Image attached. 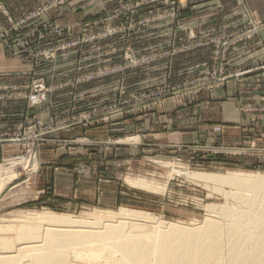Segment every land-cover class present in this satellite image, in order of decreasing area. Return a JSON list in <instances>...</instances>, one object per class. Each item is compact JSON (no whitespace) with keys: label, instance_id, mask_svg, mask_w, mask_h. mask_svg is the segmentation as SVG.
I'll return each mask as SVG.
<instances>
[{"label":"rangeland","instance_id":"rangeland-1","mask_svg":"<svg viewBox=\"0 0 264 264\" xmlns=\"http://www.w3.org/2000/svg\"><path fill=\"white\" fill-rule=\"evenodd\" d=\"M107 1V5L93 2L86 15L92 19L85 21L68 17L84 12L83 0H24L26 9L18 15L10 14L0 0V37L9 36L4 61L0 59V65L5 64L0 66V166L10 169L13 159L25 156L36 163L34 170L23 164L11 168L17 179L0 194V238L14 240V245L19 244L16 231L23 226L18 220L29 213L88 217L128 209L164 221L197 224L207 218L206 206L234 203L211 186L179 176L177 170L264 174V134L259 133L251 136L246 147L232 151L221 145L168 147L166 143L153 144L149 151L138 150L141 142L130 120L175 99L138 98L179 85L160 80L140 83L136 73L146 79L149 74H162V69L148 66L178 50L134 51L130 46L134 38L127 36L153 24L163 25L169 4ZM12 4L18 10V4ZM135 4L139 6L133 10L130 6ZM40 12L42 16L31 17ZM144 13L152 17L143 18ZM248 23L255 24L243 22L225 36L243 31ZM36 82L47 90L44 101L38 102L42 94L34 91ZM247 106L259 108L244 114L264 117V102L242 107ZM220 149L224 153H215ZM136 180L160 191L127 183Z\"/></svg>","mask_w":264,"mask_h":264},{"label":"bare ground","instance_id":"bare-ground-1","mask_svg":"<svg viewBox=\"0 0 264 264\" xmlns=\"http://www.w3.org/2000/svg\"><path fill=\"white\" fill-rule=\"evenodd\" d=\"M20 164L36 167L25 156L13 159L10 169ZM10 169L0 166V194L17 179ZM176 173L225 193L234 205H208L207 218L188 225L128 209L88 217L29 213L18 220V245L0 238V264H264V174Z\"/></svg>","mask_w":264,"mask_h":264},{"label":"crops","instance_id":"crops-1","mask_svg":"<svg viewBox=\"0 0 264 264\" xmlns=\"http://www.w3.org/2000/svg\"><path fill=\"white\" fill-rule=\"evenodd\" d=\"M33 1L39 3L41 0ZM95 1L108 4L107 0H83L81 3L84 12L68 17L91 20L86 15L87 11H92V3ZM2 2L12 15H18L26 9L24 0ZM12 3L18 4V10L11 7ZM146 11L148 10L143 12ZM172 13L176 15H169ZM141 15L143 18L152 17V13ZM163 19L164 26L161 23L153 24L139 34L133 32L127 36L134 38L130 43L134 51L142 50L150 54L155 49L178 50L159 59L161 62L148 66L155 67L156 70L162 69V74H149L150 78L146 79L143 76L137 77L136 73V79L140 83L160 80L161 83L180 85L195 79L208 71L214 51V45L208 43L203 47L193 48L195 42L206 43L220 35H226L246 21L262 26L251 40L229 50L226 70L234 74L233 77L218 83L210 92H201L181 102L169 99L161 107L133 117L130 120L131 127L141 142L138 150L149 151L157 143H166L168 147L210 144L237 149L246 147L255 133L263 135L264 117L242 114L241 107L264 102V0H178L165 7ZM8 37L6 34L0 37L3 40L0 41L2 61ZM47 37L46 35L45 38ZM184 46H189V50L184 51ZM215 127L220 128L219 133L213 131Z\"/></svg>","mask_w":264,"mask_h":264},{"label":"built area","instance_id":"built-area-1","mask_svg":"<svg viewBox=\"0 0 264 264\" xmlns=\"http://www.w3.org/2000/svg\"><path fill=\"white\" fill-rule=\"evenodd\" d=\"M175 1L178 0H153V3H164V4H170L173 3ZM138 4H135V6H130L133 10H136L138 8ZM44 11V10H43ZM42 12L37 13V14H33L31 15V17H40ZM148 20L145 21H141L139 22V25H144V23H147ZM262 25L258 24H252V23H248L247 26L243 29V31L236 33V34H230L228 35L229 37L233 39L230 41H227L226 38H228V36L225 35H221L218 39H213L210 40L209 42H204L202 43L200 42H195L192 47L193 48H200L203 47L205 45L208 44H213L214 45V51H213V55H212V59H211V65L208 69V71L206 72V75H204L203 77L198 78L197 80H191V81H187L182 83L181 85L177 86V87H165L164 89L156 92L153 95H149V94H141L140 98H138V100L140 101V99H148L149 97H155L156 100L159 99H163V98H167V97H172L175 99H179V100H184L186 98L189 97H193L198 95L199 93L203 92L204 90H209L211 88L214 87V85H217L218 83H221L223 81H225L226 79L233 77L234 74H231V72H228L226 70V65H227V58H226V53L229 51L228 49L231 47H234L236 45H239V42H241L242 40H250L251 37H253L254 32L259 29ZM107 34H105L104 36H106ZM184 51H188L189 50V46H184L183 47ZM33 88L34 91L37 93H41L42 94V98L40 100H38V102L40 101H44L46 98V93L47 90L44 87V84L42 82H36L35 84H33ZM261 107V106H260ZM259 107H251V106H247V107H241V111L243 113H254L257 112V109ZM213 131L215 133H219L220 132V128L219 127H215L213 129ZM204 149V148H202ZM208 150H217V149H208ZM222 149H220L221 151ZM229 151H232V149H228ZM240 151V149L238 150ZM215 153H224V152H218L216 151Z\"/></svg>","mask_w":264,"mask_h":264}]
</instances>
